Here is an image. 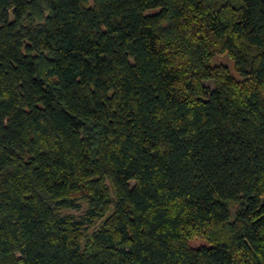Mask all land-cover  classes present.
<instances>
[{"label": "trees", "instance_id": "16d2710c", "mask_svg": "<svg viewBox=\"0 0 264 264\" xmlns=\"http://www.w3.org/2000/svg\"><path fill=\"white\" fill-rule=\"evenodd\" d=\"M0 264H264V0H0Z\"/></svg>", "mask_w": 264, "mask_h": 264}, {"label": "rangeland", "instance_id": "374dc122", "mask_svg": "<svg viewBox=\"0 0 264 264\" xmlns=\"http://www.w3.org/2000/svg\"><path fill=\"white\" fill-rule=\"evenodd\" d=\"M211 63L226 65L229 68L230 72L235 75L232 62L228 59L227 56L217 55L211 60ZM208 85L211 87V83H208ZM85 212H86V205L84 203H81V206L76 210L67 209L63 211V213H68L73 215L75 219H81V218L85 219L86 218ZM188 245L192 248H196L199 246L207 245V242L203 240L201 237H194L188 241Z\"/></svg>", "mask_w": 264, "mask_h": 264}]
</instances>
